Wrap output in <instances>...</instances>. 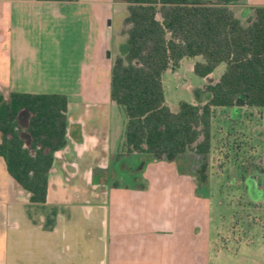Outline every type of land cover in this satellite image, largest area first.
Here are the masks:
<instances>
[{
  "label": "crops",
  "instance_id": "0c3cea01",
  "mask_svg": "<svg viewBox=\"0 0 264 264\" xmlns=\"http://www.w3.org/2000/svg\"><path fill=\"white\" fill-rule=\"evenodd\" d=\"M118 6L115 0H0V52L1 32L10 34L7 60L0 61V95L67 99V144L54 153L44 203L29 202L0 157V264H176L181 254L179 264H186L192 254H186V224L179 219L192 179L159 162L141 173L147 187L139 174L130 186L116 182L123 174L118 164L136 163L135 156L118 153L122 135L112 138L110 125L107 53L114 42L126 41L115 36ZM256 7L264 0H239L232 9L245 14ZM26 16L40 27L50 23L54 33L46 43H19ZM101 165L116 170L105 194L91 189Z\"/></svg>",
  "mask_w": 264,
  "mask_h": 264
},
{
  "label": "trees",
  "instance_id": "16d2710c",
  "mask_svg": "<svg viewBox=\"0 0 264 264\" xmlns=\"http://www.w3.org/2000/svg\"><path fill=\"white\" fill-rule=\"evenodd\" d=\"M116 1L126 4L129 27L125 57L114 63L110 81L111 100L126 117L124 153L166 162L205 157L218 113L224 118L226 109L239 104L264 109V7L247 9L241 22L232 9L239 0ZM194 57L203 60L193 67L198 77L220 64L225 71L204 86V105L180 102L173 113L165 104L162 75ZM66 109L63 95H0V157L30 203L46 201L54 153L66 144ZM23 114L28 117L21 125Z\"/></svg>",
  "mask_w": 264,
  "mask_h": 264
},
{
  "label": "rangeland",
  "instance_id": "374dc122",
  "mask_svg": "<svg viewBox=\"0 0 264 264\" xmlns=\"http://www.w3.org/2000/svg\"><path fill=\"white\" fill-rule=\"evenodd\" d=\"M116 2L119 6L118 9L115 7L114 21L120 26L127 14L126 4ZM235 14L241 22L244 21L243 12L235 11ZM22 22L23 28L18 35L21 44L31 41L44 44L54 33L47 21L40 27L34 19L31 21L26 16ZM5 27L8 30V21ZM1 34L6 38L0 52V61L4 62L7 60L5 48H8L10 34L5 30ZM56 34L61 35V32ZM202 61L201 57L183 59L178 69L163 73L165 104L171 112L178 111L180 102L203 105L207 100L204 86L216 83L225 71V64H220L206 78L198 77L193 67ZM112 111L110 125L113 138V134L123 135L126 117L117 106ZM221 115L222 112L211 125V153L205 157L188 155L182 158L189 168L187 171L195 176L193 180L198 183L188 187L190 192L186 196L189 199L183 206L184 212L179 215L186 224L185 242L189 247L186 254L192 252L190 257L187 256L186 264H264V109H251L243 114L236 111L227 114V118ZM27 117L23 114L21 125L25 124ZM233 119L239 122L235 120L232 127ZM258 163L260 168L256 166ZM150 164L159 163L149 161L146 166ZM203 166L206 169L201 171ZM138 174V181L147 187L143 174ZM116 182L130 186L133 179L123 173ZM182 257V254L177 256L176 264Z\"/></svg>",
  "mask_w": 264,
  "mask_h": 264
},
{
  "label": "flooded vegetation",
  "instance_id": "af4514ba",
  "mask_svg": "<svg viewBox=\"0 0 264 264\" xmlns=\"http://www.w3.org/2000/svg\"><path fill=\"white\" fill-rule=\"evenodd\" d=\"M125 18L123 19V23H121V25L118 26V28L116 29L115 36H117V37H124V38L126 37L125 39L127 40V35L126 34H127V30H128L129 27L125 24ZM115 23H117V22H115ZM117 25H118V23H117ZM120 29H121V33H120ZM114 39H115V37H114ZM125 43H126L125 40L123 42H118V43L117 42L116 43L114 42L113 45H112V47L108 50L107 57H108V59H111L112 60V63H111L112 64L111 65V74H112V69H113V66H114V63L116 62V60L119 59V58L123 59L125 57V48H124ZM203 91H204V88H203ZM109 94H110V91H109ZM110 101L114 104V106H117L111 100V97H110ZM236 111H239V114H243V113H245L248 110H246L243 106H241V107L235 106V107H233L231 109H226L225 110V112H224L225 113V117L227 118L228 117L227 114L230 115V114L235 113ZM65 118H66V123H67V116H66V114H65ZM214 118L216 119V117H214ZM235 120L236 119H233L232 120V123L233 124H234ZM236 122H239V121L236 120ZM123 143H124V133L122 135V141H121V144L119 146L118 153L119 152L120 153H123V154L127 155V157H130L132 155L135 156L136 157V159H135L136 163L134 165L133 164L130 165V163H128L126 161H122L120 164L117 165V168L122 173H127L128 176L131 177L130 178L131 180L133 178L135 179V176L138 173H142L144 171V169H145V167H146V165H147V163L149 161H153V162H157V163L164 162V163H167V164H173L174 165V168L176 169V171L178 173H180V174H182L184 176H187V177H189L192 180L195 177L193 175H190V173L188 172L189 171L188 170L189 168L186 166V164L183 163L182 160H179L178 162H166V161L156 160L153 157H150V156H147V155H138V154H130L129 155V154L124 153V151L122 149ZM66 144H67V141H66ZM66 144H65V146H66ZM65 146L63 148H65ZM63 148H61V149H63ZM115 172H116V170H114L113 167H110L109 168V167H106L104 165L99 166L92 173L91 189H93L94 191L95 190H100L101 192H103V194H105V191L104 190L108 187L109 182L111 181V179H113L112 177H114ZM193 182L195 184H198L194 180H193ZM196 230H199V229H196Z\"/></svg>",
  "mask_w": 264,
  "mask_h": 264
}]
</instances>
